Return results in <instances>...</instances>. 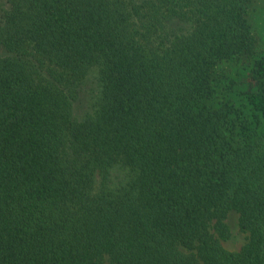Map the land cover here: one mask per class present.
Instances as JSON below:
<instances>
[{"label":"trees","instance_id":"obj_1","mask_svg":"<svg viewBox=\"0 0 264 264\" xmlns=\"http://www.w3.org/2000/svg\"><path fill=\"white\" fill-rule=\"evenodd\" d=\"M263 9L0 0V264H264Z\"/></svg>","mask_w":264,"mask_h":264},{"label":"rangeland","instance_id":"obj_2","mask_svg":"<svg viewBox=\"0 0 264 264\" xmlns=\"http://www.w3.org/2000/svg\"><path fill=\"white\" fill-rule=\"evenodd\" d=\"M260 3H264V0H260ZM254 21L257 22V31L262 44L264 43V9L261 14V18L256 16ZM101 180L98 179V185H100ZM97 185V186H98ZM227 231L225 236L221 235V239L225 247L230 250L239 251L245 243L248 241V234L244 231L240 225L239 214L235 210H230L224 219ZM106 264H109L108 262Z\"/></svg>","mask_w":264,"mask_h":264}]
</instances>
